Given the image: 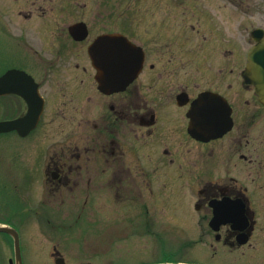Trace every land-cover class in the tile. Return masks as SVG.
I'll return each instance as SVG.
<instances>
[{
    "label": "flooded vegetation",
    "instance_id": "1",
    "mask_svg": "<svg viewBox=\"0 0 264 264\" xmlns=\"http://www.w3.org/2000/svg\"><path fill=\"white\" fill-rule=\"evenodd\" d=\"M263 43L264 0H0V139L18 163L0 154V264L16 247L66 264L89 223L151 234L191 210L264 247V96L243 77Z\"/></svg>",
    "mask_w": 264,
    "mask_h": 264
},
{
    "label": "rangeland",
    "instance_id": "2",
    "mask_svg": "<svg viewBox=\"0 0 264 264\" xmlns=\"http://www.w3.org/2000/svg\"><path fill=\"white\" fill-rule=\"evenodd\" d=\"M16 145V140L0 139L1 159L9 161L13 168L17 166V162L12 161ZM14 182L17 183V181ZM2 188L0 184V195L5 196L7 192ZM183 188L185 203L192 205L194 201L193 187L185 184ZM14 200L11 196L10 203L16 202ZM7 215L14 222L18 221L16 216ZM163 222L166 228L154 229L151 234L130 230L129 224L125 225L127 229H120L117 232L116 228L124 226L118 222L111 225V228L116 231L109 234L107 233L109 230L105 232L93 230L92 228H96L97 225L89 223L87 233L93 232L87 234L86 242L89 248L84 251H66V264L80 262L88 264H152L162 261L166 257L173 261L195 264H264V247H260L257 239L253 238L250 246L231 247L223 241V234L211 231L208 220L199 218L198 214L192 210L184 213V216L168 214ZM217 234L218 239H216ZM103 244V248L96 249ZM30 257L34 258V261L25 255L23 264H51L46 260L43 262V258H47V255L42 251L33 253V256ZM1 264L7 263L2 262Z\"/></svg>",
    "mask_w": 264,
    "mask_h": 264
},
{
    "label": "water",
    "instance_id": "3",
    "mask_svg": "<svg viewBox=\"0 0 264 264\" xmlns=\"http://www.w3.org/2000/svg\"><path fill=\"white\" fill-rule=\"evenodd\" d=\"M116 45V42H114L113 39H103L101 41L96 42L93 45L92 55L91 58L93 60L94 67L97 69V81L100 82L101 75L107 74L108 72L105 71V73L102 71L103 62L113 59V55L111 54L112 51L115 50L114 46ZM120 50H127L128 44L121 40L120 42ZM263 52L264 54V43L260 47H256L253 49L250 60L251 63L248 66V71L244 73L243 77L245 81L249 84H252L256 92L259 93L261 96H264V71L258 72L259 67L261 65L264 66L261 59H264V57H260V54ZM264 98V97H263ZM2 124L0 123V132L2 131ZM214 216L209 221V227L214 231L217 232L222 225L231 224L232 229L236 228V223L241 222L242 219H235V218H228V217H220L221 211L219 209H214ZM240 229V228H238ZM0 231L3 232H10V230L6 228H0ZM219 236H216V239H218ZM237 243L238 245H243L246 243V239L244 236L239 235L237 237ZM16 256L18 258V264H20V256H19V250L18 247H16ZM56 264H64L62 261H56ZM168 264H174V263H168ZM177 264H184V263H177Z\"/></svg>",
    "mask_w": 264,
    "mask_h": 264
},
{
    "label": "trees",
    "instance_id": "4",
    "mask_svg": "<svg viewBox=\"0 0 264 264\" xmlns=\"http://www.w3.org/2000/svg\"><path fill=\"white\" fill-rule=\"evenodd\" d=\"M159 262H174V263H177V262H182V261H173L169 257H166L164 260L159 261ZM187 263H189V262H187ZM190 263H193V262H190Z\"/></svg>",
    "mask_w": 264,
    "mask_h": 264
}]
</instances>
